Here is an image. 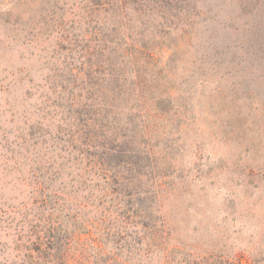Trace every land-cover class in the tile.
Returning <instances> with one entry per match:
<instances>
[{
  "label": "rangeland",
  "instance_id": "rangeland-1",
  "mask_svg": "<svg viewBox=\"0 0 264 264\" xmlns=\"http://www.w3.org/2000/svg\"><path fill=\"white\" fill-rule=\"evenodd\" d=\"M67 1L0 0V264H21L19 235L41 225L61 82L90 76L86 43L70 39L80 10L56 8ZM194 7L172 21L160 58L171 100L149 121L155 172L170 176L172 259L264 264V0Z\"/></svg>",
  "mask_w": 264,
  "mask_h": 264
},
{
  "label": "trees",
  "instance_id": "trees-1",
  "mask_svg": "<svg viewBox=\"0 0 264 264\" xmlns=\"http://www.w3.org/2000/svg\"><path fill=\"white\" fill-rule=\"evenodd\" d=\"M194 5L68 0L56 6L80 10L70 39L86 43L90 76L61 82L58 166L53 176L43 171L41 225L19 235L21 264H235L211 255L173 261L181 246L171 244L164 207L170 176L153 166L149 121L171 100L160 58L172 21Z\"/></svg>",
  "mask_w": 264,
  "mask_h": 264
}]
</instances>
